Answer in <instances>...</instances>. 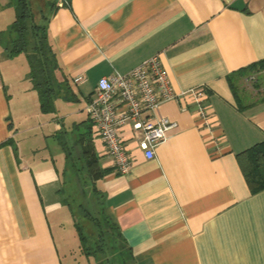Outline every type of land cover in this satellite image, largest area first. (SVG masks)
<instances>
[{"label": "crops", "instance_id": "1", "mask_svg": "<svg viewBox=\"0 0 264 264\" xmlns=\"http://www.w3.org/2000/svg\"><path fill=\"white\" fill-rule=\"evenodd\" d=\"M47 1L56 4L46 31L69 98L53 99L65 112L49 118L53 129L42 130L43 120L22 124L39 111L36 93L23 55L6 56L0 47V264H89L78 242L61 256L50 229L48 215L58 219L66 208L59 192L68 174L64 154L55 163L36 151L47 138L66 146L78 140L97 79L125 74L154 54L174 93L201 90L209 124L189 92L160 103L154 114L175 126L151 158L127 125L119 128L131 158L124 173L90 126L105 170L95 185L132 264H264V188L248 191L234 157L264 140V100L238 110L225 80L264 58V0ZM34 127L38 134L24 135Z\"/></svg>", "mask_w": 264, "mask_h": 264}, {"label": "trees", "instance_id": "2", "mask_svg": "<svg viewBox=\"0 0 264 264\" xmlns=\"http://www.w3.org/2000/svg\"><path fill=\"white\" fill-rule=\"evenodd\" d=\"M12 4L14 16L7 28L0 31V47L6 56L19 53L23 55L27 65L26 78L31 89L36 93L38 109L42 113H51L54 111L55 96L69 98L65 78L61 75L58 77L60 67L46 31L48 15L56 8L55 1L42 0L45 9L40 8L37 12L39 22L35 20V13L31 10L28 0H13ZM261 69H264V58L225 75L238 110L256 101L264 100V94L255 98L252 95L241 94L236 84V80L248 72ZM84 126L76 138L77 142L73 141L69 146H66L61 137L57 138L68 170L59 192L61 202L66 206L72 220L78 252L89 264H132L133 258L129 246L105 212L102 192L95 185V181L102 177L105 170L98 167L91 147L89 137L91 124L88 118ZM78 141V148L74 147L77 146ZM234 157L248 191L255 193L262 190L264 188V140L236 152ZM86 190L90 191V196L97 198L98 212L90 209L92 204L86 197ZM81 199L84 203L80 201ZM77 210L85 221L89 222V233H86L83 224L77 220ZM108 238L110 242L107 241ZM111 238L119 243V249L112 246Z\"/></svg>", "mask_w": 264, "mask_h": 264}, {"label": "built area", "instance_id": "3", "mask_svg": "<svg viewBox=\"0 0 264 264\" xmlns=\"http://www.w3.org/2000/svg\"><path fill=\"white\" fill-rule=\"evenodd\" d=\"M80 79V76H75L73 81ZM185 92L196 99L195 112L201 123L209 124V114L200 102L201 90L174 93L156 54L142 60L125 74L114 72L97 79L94 94L87 101L85 111L117 172L124 173L131 165L119 128L127 125L143 157L151 158L154 147L175 126L174 121L155 115V109L160 103L178 99Z\"/></svg>", "mask_w": 264, "mask_h": 264}, {"label": "rangeland", "instance_id": "4", "mask_svg": "<svg viewBox=\"0 0 264 264\" xmlns=\"http://www.w3.org/2000/svg\"><path fill=\"white\" fill-rule=\"evenodd\" d=\"M9 1V3H7L4 6H0V28L2 30H4L5 28H7V26L10 23V20L12 19L14 13H13V4L12 1ZM29 5L31 10L33 11V13H35V20L37 22H39V16L37 15V12L40 8L45 9L43 4H42V0H28ZM21 56V54L19 55ZM236 84L238 87V92H240L241 94L244 95H252L253 98L255 97H260L261 95L264 94V69L261 70H254L251 72H248V74H246L245 76L241 77L240 79L236 80ZM66 109V108H64ZM64 109H61V111H63ZM63 113L65 112H59L58 109L54 108V111L51 113H42L40 111H38V113L36 115H30V119L29 117H27V120H25L24 122H22V124H31L34 121H39L41 122L42 120L45 121L43 124H40V128L42 130H47V129H53V122H51V120L49 118L54 117V115L56 114V116H61ZM29 119V120H28ZM30 121V122H29ZM62 127H64V129H69L70 124L68 123V119L65 118L62 121ZM39 127H34V129H30L28 130L24 135L25 136H34L35 134H38V132L40 131ZM56 138V137H55ZM42 144L39 146V150H37V154L39 155H44L47 157H52L54 158V162H59L61 161V158L63 157V151L60 148V146L57 144L56 139L52 140L51 138H47L46 141H41ZM24 144H26V146H28V140H24ZM78 195H76L77 197ZM86 197L89 198V201H91V206L90 209L93 212H98L99 210V206H98V200L96 197L94 196H90V191L86 190ZM77 200V199H76ZM82 203H84V201L81 199L80 200ZM76 217L77 220L83 224L84 229L86 230V233L90 232L89 229V222L85 221V219L81 216V213L79 210H77L76 212ZM48 219H49V223H50V229L51 232L53 234L54 240L57 243L58 246V251L60 253L61 256H63L64 253V247L65 248H71L74 245L77 244V239L75 237V233L71 224V219L69 217V214L66 210V208L64 209V211H60L59 213V218L56 219L53 218L52 214L48 215ZM57 220V222H56ZM58 228V229H57ZM112 240V246L117 247L118 249L120 248L119 243H117L116 240H114L113 238H111ZM107 241L110 242V239L108 238ZM106 242V240H105Z\"/></svg>", "mask_w": 264, "mask_h": 264}]
</instances>
